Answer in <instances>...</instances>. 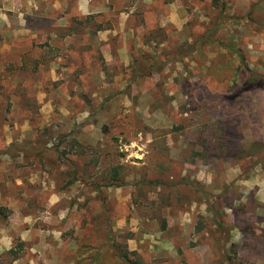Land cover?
Returning <instances> with one entry per match:
<instances>
[{
    "label": "rangeland",
    "instance_id": "1",
    "mask_svg": "<svg viewBox=\"0 0 264 264\" xmlns=\"http://www.w3.org/2000/svg\"><path fill=\"white\" fill-rule=\"evenodd\" d=\"M82 1L0 0V230L58 233L59 264H264V0H130L128 57Z\"/></svg>",
    "mask_w": 264,
    "mask_h": 264
},
{
    "label": "crops",
    "instance_id": "2",
    "mask_svg": "<svg viewBox=\"0 0 264 264\" xmlns=\"http://www.w3.org/2000/svg\"><path fill=\"white\" fill-rule=\"evenodd\" d=\"M111 6H106L102 3H99L97 0H83L82 3L77 5L73 11L75 10V14L82 15L84 18H87L88 16H94L99 14H105L107 16H110L112 19L107 20H113L118 19L119 23H111L107 27H102L101 30H98L96 34L90 35L89 31L86 30L85 38L90 41H94L99 46L105 45L108 48V55L111 57L113 55V52L119 54L120 57H128L127 54H129L130 50L128 49L129 46L132 45L133 41L136 44H140V41L142 39V35L146 34V27L142 29H137L135 32V28L131 26L128 22L131 18V15L137 11V5L130 3V0H115ZM146 3V0H144ZM148 2L150 0H147ZM180 6L176 4L175 7H171L170 11L171 19L176 20V15L178 12V8ZM24 26V25H23ZM54 26V25H53ZM26 29L28 30V27L26 26ZM53 34L52 29L49 31V35L46 37V41H49L50 38L56 37L57 33L62 34L64 37V40H62V46L65 47L66 51L65 54H69L71 56H74L73 50L82 46L83 43L81 39L77 36V29L75 27H71L68 25V23H65V21H59L55 28H53ZM93 31V30H91ZM29 32V31H28ZM144 32V33H142ZM92 37H95L93 39ZM49 44L51 45V42L49 41ZM117 45H121V49H114L112 51V48H114ZM54 202V201H52ZM52 234V235H51ZM58 233H52L50 231H41V230H25L24 232H18L13 231L12 229H1L0 230V260L3 261L4 258H6V254L11 253V251L14 248V239H20V241L23 244H26L31 249L32 253L39 255L42 264H59L60 259L55 256L58 251ZM61 247H64V243H61ZM51 254V258L47 260V258H43V253ZM11 264H18L17 260L11 261Z\"/></svg>",
    "mask_w": 264,
    "mask_h": 264
},
{
    "label": "trees",
    "instance_id": "3",
    "mask_svg": "<svg viewBox=\"0 0 264 264\" xmlns=\"http://www.w3.org/2000/svg\"><path fill=\"white\" fill-rule=\"evenodd\" d=\"M256 89H264L263 85H258L256 83V80H250L248 82V85L243 89V91H250V90H256ZM259 154H264V142H255L252 144L251 148L244 152L242 154V158H250V157H256ZM259 165L262 166V169L264 171V157L260 160ZM115 252L117 249L114 247ZM117 256L119 255V258L122 259L125 264H134L130 259H128L126 256H121L120 252H116Z\"/></svg>",
    "mask_w": 264,
    "mask_h": 264
}]
</instances>
